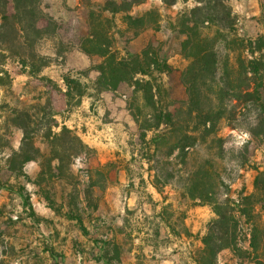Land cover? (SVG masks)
<instances>
[{
	"label": "rangeland",
	"instance_id": "rangeland-1",
	"mask_svg": "<svg viewBox=\"0 0 264 264\" xmlns=\"http://www.w3.org/2000/svg\"><path fill=\"white\" fill-rule=\"evenodd\" d=\"M124 1L133 3L128 12ZM165 1L44 0V11L54 20L53 36L38 43V52L53 63L37 76L0 48V264H264V199L255 205L248 199L255 192L257 168L264 171V140L226 121L222 150L208 141L188 160L177 155L166 160L161 153L149 162L135 117L138 109L154 117L138 90L144 87L122 82L113 91L96 90L105 59L82 48L92 35L107 34L121 57L131 52L141 58L144 72L138 79L150 80L149 66L162 83L163 103L175 101V110L189 100L183 83L187 37L180 18L198 4ZM229 2L242 36L264 35V1L256 7L249 0ZM241 3L249 12L259 9L258 15L248 20L238 14ZM148 12L154 16L138 22ZM228 47L222 44L223 60ZM68 79L90 88L80 106H68ZM64 129L71 134L62 136ZM104 131L110 135L101 136ZM68 136L82 141L83 154H72ZM199 167L214 177L217 205L231 200L238 209L251 210L249 216L237 212L238 243L215 260H208L204 239L218 218L216 208L194 200L185 187L188 174ZM167 178V185L156 186ZM92 185L96 194L85 202L83 193ZM22 193L30 197L34 214ZM46 195L61 214L50 209ZM70 207L82 215L83 226L66 216Z\"/></svg>",
	"mask_w": 264,
	"mask_h": 264
},
{
	"label": "trees",
	"instance_id": "trees-1",
	"mask_svg": "<svg viewBox=\"0 0 264 264\" xmlns=\"http://www.w3.org/2000/svg\"><path fill=\"white\" fill-rule=\"evenodd\" d=\"M43 1L0 0V48L20 60L32 76L40 75L53 63L52 59L38 52V43L43 38L53 36L54 20L45 13ZM193 1L198 5L183 13L180 18L182 34L187 37L183 47L189 62L183 73V83L187 88L189 100L181 102L180 108L172 110V107L177 105L175 101L168 104L162 102V83L152 75L153 72L149 73V66L145 75L150 80L138 79L144 72L141 58L131 52H126L125 57H121V53L115 49L116 44L112 37L107 34L92 35L82 48L88 55H99L105 59L104 64L99 67L100 78L96 83L98 92L113 91L122 82H133L136 88L139 85L144 87L138 90L145 93V99L154 110V117L149 114L151 119L148 118L140 109L135 117L142 131L141 141L148 151L149 162L161 153H164L166 160L174 155L188 160L193 151L208 141L222 150L225 140L220 132L223 122L226 121L233 129L246 127L254 140H264V35L256 38L242 36L238 28L239 16L234 12L229 0ZM165 2L173 6L178 0ZM123 3V9L130 11L133 3ZM152 16L154 13L148 12L138 22L144 23ZM127 19L134 21L133 17ZM42 21L48 23L44 29L39 27ZM134 34L139 35L137 32ZM223 43L230 46L227 49L229 55L225 60ZM59 54L61 53H57L58 56ZM66 82L65 95L68 106H80L83 98L89 93V86L77 79H68ZM150 133H153V137L149 140ZM67 134L70 135L71 131L64 129L62 136ZM68 137L72 154H83L86 146L82 141L76 136ZM56 139L58 140L59 136H56ZM257 171L255 192L248 197L249 201H253V205L259 202L260 198L264 199V171L259 168ZM206 174L207 172L204 173L199 167L188 174L185 187L194 200L216 208L218 218L213 220L204 239L208 260H215L222 251L236 247L238 243L240 221L237 212L249 216L251 210L249 206L246 209H238L231 200H227L222 206L217 205L214 177ZM169 182L170 179L167 178L166 181L158 180L155 184L159 188ZM95 187L96 185H92L83 193L85 202L95 196ZM22 191L24 192V189ZM21 197L25 201L24 206L30 207L34 214L30 197L23 193ZM44 197L51 209L58 214L62 213L50 196ZM76 197L80 198L79 194ZM66 216L83 226L84 219L79 212L76 213L75 208L70 207ZM251 246L254 247L253 244ZM116 250L118 259L121 260L119 247H116Z\"/></svg>",
	"mask_w": 264,
	"mask_h": 264
},
{
	"label": "crops",
	"instance_id": "crops-1",
	"mask_svg": "<svg viewBox=\"0 0 264 264\" xmlns=\"http://www.w3.org/2000/svg\"><path fill=\"white\" fill-rule=\"evenodd\" d=\"M260 0H249V2H250V4H252L254 7H256L257 5H258V2H259ZM262 1H264V0H262ZM238 14L240 13H242V14H246V17H247V19L248 20H250V19H254V17H256L257 15H258V13H259V9H256L255 10V12H249L248 11V9H246V7H245V5L244 4H240L239 6H238ZM248 12V13H247ZM248 24H249V22H248ZM245 31L246 32H248V34H250V36H251V31H250V28L248 29V25H246V28H245ZM100 135L101 136H105V137H107V135H110L108 132L106 133V131H104V132H101L100 133ZM51 209V208H50ZM53 210V209H52Z\"/></svg>",
	"mask_w": 264,
	"mask_h": 264
}]
</instances>
